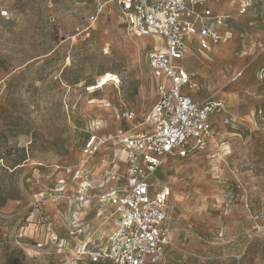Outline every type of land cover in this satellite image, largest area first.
I'll list each match as a JSON object with an SVG mask.
<instances>
[{
    "label": "rangeland",
    "instance_id": "1",
    "mask_svg": "<svg viewBox=\"0 0 264 264\" xmlns=\"http://www.w3.org/2000/svg\"><path fill=\"white\" fill-rule=\"evenodd\" d=\"M105 1L0 0L11 13L0 18V264H90L84 228L109 230L105 194L124 159L113 143L95 155L84 143L147 128L154 41ZM215 8L230 38L190 69L233 123L219 117L204 151L162 166L176 214L168 264H264V0Z\"/></svg>",
    "mask_w": 264,
    "mask_h": 264
},
{
    "label": "built area",
    "instance_id": "2",
    "mask_svg": "<svg viewBox=\"0 0 264 264\" xmlns=\"http://www.w3.org/2000/svg\"><path fill=\"white\" fill-rule=\"evenodd\" d=\"M216 0H107L116 4L128 31L150 38L154 46L148 64L154 84L153 102L138 133L120 130L115 135L92 134L84 143L86 154H98L113 143L124 159L122 184L105 194L109 207L108 232L87 226L88 241L79 253L90 264H168L173 248L171 186L157 173L170 157L188 158L204 150L214 136V118L224 116L232 125L226 103L217 97L195 101L189 91L197 87L184 65L186 55L225 43L231 17L215 8ZM99 13L90 19L98 21ZM6 8L0 18L10 19ZM242 73H239L237 80Z\"/></svg>",
    "mask_w": 264,
    "mask_h": 264
},
{
    "label": "crops",
    "instance_id": "3",
    "mask_svg": "<svg viewBox=\"0 0 264 264\" xmlns=\"http://www.w3.org/2000/svg\"><path fill=\"white\" fill-rule=\"evenodd\" d=\"M221 12V11H220ZM223 13V12H221ZM224 14V13H223ZM217 48V47H216ZM215 49V48H214ZM212 49V51L214 50ZM211 51V52H212ZM211 52H201L199 51L197 48H193L185 57V60H184V65L185 67L189 70V72L193 75V81L196 83L197 87L195 89H192L190 90L188 93L189 95L197 102H204L206 101L207 99H209L211 96H208L207 94V88L205 86H202L199 84V80L196 78V73L192 72L190 67L192 65V62L197 59L199 56H202V55H205L207 53H211ZM242 75L239 77L241 78ZM238 78V79H239ZM237 79V80H238ZM217 99H220V100H225V98H223L222 96H218ZM226 103V102H225ZM227 107V106H226ZM228 109V108H227ZM229 112V110H228ZM230 116H231V113L229 112ZM220 118H223L224 119V116H216L213 120H214V128H215V125H216V121ZM232 117V116H231ZM206 149V148H205ZM204 149V150H205ZM204 150H201V151H204ZM199 151V152H201ZM198 153V152H197ZM169 159H185V158H179V157H170L168 158L165 162H167ZM161 169L162 167L158 170V177L159 179L163 182V183H167L165 182L162 177H161ZM172 189V187H171ZM170 201H171V198H170ZM171 206H172V222H173V240H174V235H175V220H176V214H175V206L173 205L172 201H171ZM110 227V226H109Z\"/></svg>",
    "mask_w": 264,
    "mask_h": 264
}]
</instances>
